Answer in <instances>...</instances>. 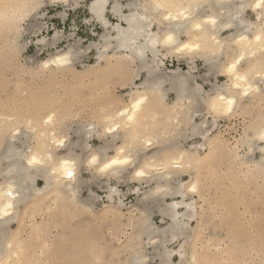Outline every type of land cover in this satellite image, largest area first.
Returning <instances> with one entry per match:
<instances>
[{
    "label": "bare ground",
    "instance_id": "bare-ground-1",
    "mask_svg": "<svg viewBox=\"0 0 264 264\" xmlns=\"http://www.w3.org/2000/svg\"><path fill=\"white\" fill-rule=\"evenodd\" d=\"M46 1L47 0H0V42L2 44V47H0V57H2L3 60L5 59L7 62L18 67V57L21 50V47H18L21 37L18 31L21 23L29 13L38 8L42 2ZM49 1L65 3L68 0ZM255 3L256 0H113V2H111V0H94L90 4L92 17L101 24L104 28V33L100 36V41L98 43L90 45V48L94 46L98 51L97 62L91 66L85 67V69L79 73L80 75L96 73L98 76L100 75V77H111L113 74H116L114 76H116V79L119 81L114 79L122 87H127L129 92L125 95H113L111 90H107L108 96L110 95L111 97H108V103H102L101 107H98V110L93 111L94 120L89 123H84L81 126L79 125L80 127L77 126V129H72L71 127L72 131L69 129L70 126L68 129L64 127L68 126L66 125L68 124L67 122L77 118V114L74 115L75 112L72 113L71 110L78 105L74 108L72 106L74 103L72 104L69 102L72 105H65L68 99H72L73 101L71 97L67 96L68 98L65 103L60 100L64 104L59 103L61 104H58L59 106L55 103V106L59 109H46V111H44V109V113H36V108L34 110L35 112H33L29 107L26 111H24L25 109L23 107V109L21 108L22 110L18 111L19 107H21L20 105L17 106L18 108L15 107L17 110L14 109L13 111L10 110L12 107H8V110H3V107L6 105L0 106V108L2 107V109H0V208H4L8 204L12 205V208L9 209L10 216L0 217V264H44L46 261L47 263L49 262V264H56L54 263V259H57V251L54 249L53 243H50V239L45 237L48 233L50 223H39V226L33 224V230H29L30 233L27 236L23 235L25 230H21L23 227L22 223L24 219L32 215L31 213H33L35 209L38 208L40 210L43 207H47L46 209L48 211L51 210L54 211V213L56 206L58 210L61 209L60 211H64V213L65 210L66 213L68 210L70 212V217L73 216L72 218H76V216L79 217L78 214L82 212H93L95 208L94 202L97 201V196H90L87 199H82L80 197V193L90 187V182L98 183L101 185V191L103 190L108 193L105 196L110 203L105 204V207L101 210L102 215L111 214L116 216V224L120 225L116 227V231L114 230L113 236L111 237L112 240L114 239V242L111 245L102 244L101 246L100 242L98 245L97 239V241L94 240L92 244L90 243L89 247L87 245V249H89L86 250L90 254L87 253L86 256H82L89 258L86 260V264H107L110 261H107L108 258L112 259V262L109 264H137L140 260H144L146 264H150L151 260L157 258L161 260V264H168V262L171 264L174 256H177L179 261L182 260L183 264L258 263L257 254L264 251L263 248H260L264 247V244L262 246L259 242L260 249L257 250V238L260 237L259 240L263 239L262 241H264V238H261L264 230L256 226L258 225V223L255 224L257 218L252 216L254 211L247 210L245 212L247 206L243 204L245 209L244 212L247 215V218L246 216L244 217L245 225L243 221H240V217L242 218L243 215L239 216V214H237V218H239L240 223L229 224L226 221H231V216L229 217V215L232 213L231 211H226L227 207L222 204V199H219V201L223 209L226 208L225 211H222V216L225 218H219L228 224H226V226L223 222L221 223L218 220L215 225H224L226 228L224 233L220 236L226 240L225 246L218 249L219 251L216 250V252L218 251L217 254L214 252V254L202 253L203 249H200L201 254L200 251L198 252V247L196 248L197 242L201 236H203L204 227L211 225V220L209 218L212 216L205 214V218L202 219V214L199 215L201 210L199 209L200 211L198 212V207H202V203L198 206L193 197L194 195H198V197H202V199L206 197L205 193L209 191V188L207 189L202 185L206 177L202 170L207 167L210 172H212L213 169L214 174V168H216V163L214 162L219 159V155L222 156L223 154L225 157L221 158L226 159L228 164L233 163V169L236 168V171H233L234 173L231 172L232 174L230 177L232 180L239 177L240 180L243 179V181H245V184L246 181L247 184H252L251 182L253 181V186L257 184L260 189H264V152L261 151L264 149V141L258 139L261 131H264L263 108H260L262 113L259 111L260 114H258L257 117H253L249 124L244 125L243 134L239 135V139H237L235 144L230 145L228 142L225 144L218 136L211 137V132L217 124L216 122L218 119L229 118L236 114H244L246 116V114H249L248 111L250 112L251 108L262 106L264 102V94L256 93L246 98L238 96L234 111L230 114L214 112L211 111L210 108L211 101L216 99L218 95L233 96L237 93L238 90L231 88L234 77L229 78L225 68L227 64L231 63L235 58H238L241 53L245 55V61L242 62L245 65V69H250L253 73L264 69V53L259 51V45L254 42V36L259 34L261 27L264 26V9H255ZM157 4H162L163 7H157ZM126 10H128V12H126ZM249 10L252 11L255 16H259L260 19L255 21L245 19L246 17H244V15L246 11ZM107 12H110L111 15L117 19V23H113L107 18ZM165 17L168 18L165 19ZM212 21H214V23ZM197 24L200 25L199 28L195 27ZM227 32L228 34L225 35ZM59 36L56 33L51 45H54L58 39L60 40ZM168 36H172L173 41L166 44L164 41ZM241 36L248 37V40L253 41V43L249 44L247 41H240V43H237ZM38 43L42 44L43 48L50 45L46 39ZM184 44H189L192 47L183 48ZM72 45L74 44H71V47L69 45L66 50H56V52L50 54L49 58L46 60L36 65H34V63L27 68L33 70L35 78H37L36 75L44 77L46 73L51 76L60 75L61 73H65V71L68 73L69 70H73L78 60L77 57L80 54V52L77 53ZM197 45L198 47H196ZM252 53H255V55L253 56ZM168 56H175L180 62L185 61L187 65L190 66L188 73L178 74L175 71L170 75L165 74L161 68L165 67V60ZM62 57H66V61L61 60L58 63H54V61ZM199 59L208 69L209 75L223 76L226 78V82L221 85L213 84L207 91L204 85L197 81V76H195L197 69L196 61ZM3 62L4 61H2V63ZM8 66L9 65L6 66V69H8ZM14 69L16 68L14 67ZM15 71L12 73L14 74ZM143 73L145 75L142 80ZM18 75L20 77V74L17 73L16 76ZM73 75L75 76V74ZM19 77H17V79ZM42 77H40V79ZM3 79L4 77H2V81ZM209 79L210 76L204 81H209ZM97 80L99 81V79ZM27 81L30 80L28 79ZM137 81H141L140 84L137 85ZM112 82L113 81H111V83ZM252 82L254 86H258L256 80ZM103 83H101L102 87ZM111 83H109L110 86L113 84ZM16 84L21 85V82H16L15 85ZM57 84H59V81ZM167 84L170 85L169 90L172 92L174 91L173 93L175 94V99L172 101L168 100L167 92L169 91L165 88ZM106 85V88L109 87ZM0 86L3 87L2 84H0ZM7 86L5 83L3 88H7ZM42 86L43 85H41V88ZM17 87H14V89ZM105 87L103 90H105ZM17 89L15 90L18 91ZM49 89L50 88H48L47 91H49ZM52 89L54 90V88ZM80 89L83 90L81 87ZM7 90L9 89L4 90V93ZM23 90H26V87ZM10 91H13L12 88ZM32 91H30L31 95L33 94ZM37 91L35 92L37 93ZM94 91H96V89H94ZM94 91L92 90V92ZM7 92L5 95H9ZM22 92L23 91L16 94L18 95ZM44 93L47 94L45 90ZM30 94L28 96L29 98L31 97ZM40 94L41 93L38 95ZM66 94L67 93H65V96ZM52 95L50 94L51 98L55 97ZM90 95L89 93V96L87 95L86 98L90 97ZM40 96V99L38 98L39 101H41V97H43ZM95 96L96 94L93 97L91 96L92 99L95 98ZM126 96L129 97L127 101L124 99ZM2 97H4V94ZM2 97H0V99ZM34 97L33 101L37 98ZM60 97L58 96L55 99H61ZM77 97L81 100L82 96L80 97L78 95L76 98ZM101 97L103 98L102 95ZM22 98L20 97L21 100ZM63 98L64 94L62 96V99ZM16 99L15 97V102L13 101L14 99L12 100L14 104L18 103ZM59 99L58 102H60ZM138 99H143L144 102L140 108L133 113L132 105H134ZM24 100L26 99L24 98ZM76 100L77 99H75V103ZM44 101L45 103L48 102V100L46 101L45 99ZM93 101L95 100L93 99ZM2 102L0 103L3 104ZM5 102L10 104L7 98ZM20 102L21 104L23 103L22 101ZM79 103L77 102V104ZM33 104L31 103V105ZM46 104L45 107H47ZM53 104L50 103V107H52ZM27 106H25V108ZM34 106L35 105H33V107ZM39 106H41V104ZM125 110H128L129 115L134 116L133 120L129 121L127 116L120 117L118 115L119 112ZM79 112L80 111H78V113ZM49 116L52 117L51 122L45 123ZM210 116L213 117L212 122L208 121ZM198 118L199 120L197 121ZM116 123L120 124V128L112 133H108L106 131L107 127L109 125L115 127ZM72 132L74 135H72ZM93 135L103 142L102 146L97 148L91 147L89 139H91ZM197 137H201L203 139L202 142H204L201 144H195L194 142L189 145V142L195 140ZM61 140L64 141L63 146L60 145ZM149 140L152 142L151 146L147 144ZM121 149H124V151L121 152ZM201 150L205 151V153L202 154ZM34 156L38 163L30 164L29 161ZM93 156L97 157V160L95 163H90ZM125 156L131 158L132 163L130 165L113 166V168L103 173L100 171V168H102L105 163L110 162L112 159L125 158ZM65 161L71 165L75 173L72 179L67 178L62 171H57ZM132 167L133 173L130 175L127 172ZM139 170H144L146 175L137 178L135 172ZM229 170H231V168H229L228 171ZM84 172L90 174V180L83 179ZM210 172L206 173L209 174ZM183 173H190V180L184 182L181 179ZM225 174L223 175L225 176ZM227 176L225 177L226 179L229 178H227ZM40 179L44 181V186L42 188L38 187ZM113 180L117 182L115 185L112 183ZM131 180H136L141 186H148L149 189L143 188L141 191V188L134 187L135 190H138L137 194L140 193L137 205L127 207L124 201L126 193L119 189V185L128 183V181ZM208 182L210 183L209 180ZM230 183L233 187V182L231 181ZM179 184L185 185L184 194L176 195V193L180 191ZM191 184L197 185L198 191L195 194L188 193L186 190L187 186ZM217 185V187H219V184ZM246 187H248V185ZM162 188L167 189L172 195L158 193V189ZM241 188L237 187L238 192L236 193H241ZM239 189L241 190L239 191ZM135 190L134 192L136 193ZM233 190L234 192L236 191L234 187ZM214 191L212 193H214ZM9 192H11L10 196L8 195ZM215 195H217L216 191ZM220 195L224 197V193ZM177 197L181 200H175ZM233 197L234 196H230V198H232L231 201L234 200ZM168 198H171L173 201L171 203L166 202ZM212 198L213 197H211V199ZM227 199L229 200L228 196ZM240 200H242V196ZM243 200L245 199L243 198ZM242 201L239 202L241 205L244 203ZM50 203L55 205L53 206L54 208L52 207L53 210L50 209ZM177 203L179 207L174 208L173 204ZM237 203L234 202L233 204L236 205ZM249 204L248 202V205ZM208 208L210 209V213L213 211L215 214L212 205H209ZM123 209H127L129 213H133V216H130L131 218L128 219L132 223L128 222L124 224L125 228L128 227L132 229V232L130 230L131 233L129 232L130 234L125 241H121V236L126 232L121 228L123 223L120 222V218L125 215ZM217 209H219V207ZM51 211L49 213H52ZM54 213L50 215L53 216ZM59 213L55 215H59ZM68 213L66 217L70 218ZM155 213L162 217V222L168 221L164 227H160L153 221ZM61 219H63V216ZM241 220H243V218ZM258 220H260V218H258ZM90 221H92V219ZM195 221L197 222V226L194 228L192 227V223ZM13 224H17L16 230L13 229ZM243 226L245 229L250 226L253 227H251L253 229L252 232L247 230L251 232V236L245 238ZM255 234L257 237H255ZM37 235L38 240H33L36 239ZM49 235L47 237H50ZM30 236H35L32 239V241H36L34 242L35 245L30 241ZM210 236L211 242L212 240L216 241L217 238L215 239L214 237L216 235ZM88 238L85 237L86 240L84 241L88 242ZM39 240L40 243L38 242ZM112 240L110 242H112ZM178 242L179 246L177 249L169 248L171 245ZM73 244H75V241ZM9 245H11V247H9ZM207 245L209 249L214 246L212 243ZM208 246L205 247L207 250H209ZM188 247L191 248V254H188ZM215 247L216 246L213 248ZM261 249L262 251H260ZM83 251H85L84 247L82 250L75 247V252L71 254V260L76 262L81 260L79 257H81V254H84L82 253ZM254 252L257 254H254ZM262 254L264 255V252ZM39 256L42 257L38 258ZM37 258L38 260H36ZM261 259L263 260L264 257ZM179 261L177 264H179ZM262 262L264 264V261ZM262 262L260 261V263Z\"/></svg>",
    "mask_w": 264,
    "mask_h": 264
},
{
    "label": "rangeland",
    "instance_id": "rangeland-1",
    "mask_svg": "<svg viewBox=\"0 0 264 264\" xmlns=\"http://www.w3.org/2000/svg\"><path fill=\"white\" fill-rule=\"evenodd\" d=\"M49 0H47L46 2H42L41 3V5L38 7V8H36L33 12H31V13H29L28 14V16H26V18L22 21V23H21V26H20V29H19V31H18V33H19V35L21 34V37H20V40H19V46L18 47H21V50H20V53H19V57H18V67H16V66H14V65H12V63H10V62H7L5 59L3 60V58L2 57H0L1 59H0V80L2 81V77H4V79H7V80H4L3 79V81L1 82L0 81V84H2V86L4 87V85H5V83H6V86H7V88L6 89H9V90H7L6 92L7 93H9V95L10 96H12V97H10L9 95H5L6 94V92L4 93V90H6L5 88H3V87H1L0 89H1V91H0V97H2L3 96V94H4V97H2L1 99H2V101H1V99H0V102H2L3 104H1L0 103V106H5V107H3L4 109L3 110H8V107L9 108H11L12 107V109H10L11 111H13L14 109H16L15 107H17V106H21V107H19V109H18V111H20V110H22L23 108L25 109L24 111H26V109H28V107H29V109L31 110V111H33V112H35L34 110H35V108H36V113L37 112H41V113H44V111H46V109H48V110H52L53 108L54 109H59L58 107H56L55 106V103L58 105L59 103H63L62 101H64V103L67 101L66 99L68 98V97H71V98H73V101H72V99L70 100V99H68V101L66 102L67 104H65V105H72L73 103V108L74 107H76V105H78L76 108H74V109H72L71 111H72V113H74V115L75 114H77V118H75L73 121H69V122H67L68 124H66V125H68V126H64V127H66L67 129L69 128V126H70V130L72 131V129H74V128H78V127H80L81 125H83L84 123H89V122H92L93 120H94V115L92 114L93 113V111H96V110H98V107H101V105H102V103L104 104V103H108V99L111 97L110 95L108 96V92H107V90H111L112 91V94L113 95H125L127 92H129V89H127V87H122L117 81H119V80H117L116 79V76H114V75H116V74H113V76H111L112 77V79H111V77H109V76H103V77H100V75L98 76V74H92V73H90V74H81L80 75V73L85 69V67H88V66H91L92 64H95L96 62H97V53H98V51H97V49H96V47H94V46H92L91 48H90V45H92L93 43H98L99 41H100V36L104 33V28L101 26V24L100 23H98V21L97 20H95L92 16V14H91V12H90V4L94 1V0H68L67 2H60L59 3V1H49ZM141 1H144V0H141ZM48 2V3H47ZM71 2V3H70ZM111 2H113V0H111ZM50 3V4H49ZM126 12H128V10H126ZM248 14V15H247ZM106 16H107V18L108 19H110V21L111 22H113V23H117V19L113 16V15H111V13L110 12H107L106 13ZM244 17H246L245 19H247V20H250V21H255V20H257V16H255V14L252 12V11H246V13H245V15H244ZM39 26H41V27H39ZM41 28V29H40ZM39 31V32H38ZM56 33H57V35L59 36V38H60V40L58 39L56 42H55V44L54 45H51V43L54 41V36L56 35ZM228 34V32L227 33H225V35H227ZM62 37V38H61ZM43 39H46L47 41H48V43H50V45L49 46H46L45 48H43V45L42 44H40V43H38V42H40L41 40H43ZM1 40V39H0ZM71 44H74V45H72V46H74V49L77 51V53L78 52H80V54H79V56L77 57V62H76V64H75V66H74V68H73V70H69L68 71V73H66V71H65V73H61L60 75L58 74V75H54V76H51V75H48L47 73L44 75V77H42V76H38V75H36V77L37 78H35V74L33 75V70H31V69H29V68H27V67H29L30 65H32V64H34V65H36V64H39L41 61H44V60H46L47 58H49V55L50 54H52V53H55L56 52V50H58V51H60V50H66V49H68V47H69V45H70V47H71ZM0 47H2V44H1V42H0ZM43 48V49H42ZM90 48V49H89ZM0 50H1V48H0ZM2 61H4L3 63H2ZM8 63H10V64H8ZM5 64H7V65H9L8 66V69H6V66L7 65H5ZM196 65H197V69H196V75L195 76H197V81L200 83V84H202V85H204V88L208 91L210 88H211V86L213 85V84H216V85H221V84H223V83H225L226 82V78L225 77H223V76H220V75H217V76H213V75H209V72H208V69L204 66V63L199 59V60H197L196 61ZM13 66V67H12ZM3 67V68H2ZM14 67L16 68V69H14ZM19 67H21V68H19ZM11 68H13V69H11ZM19 68V69H18ZM18 69V70H17ZM162 69V71L165 73V74H172L173 72H177L178 74H186V73H188V71L190 70V66H188L187 65V63L185 62V61H182V62H180V61H178L177 60V58L175 57V56H168L167 58H166V60H165V67H162L161 68ZM12 70V71H11ZM16 70V71H15ZM5 71H6V73H5ZM8 71H10V72H8ZM13 71H15L14 72V74L12 73ZM18 71V72H17ZM28 71V72H27ZM32 73H31V72ZM71 71V72H70ZM73 71V72H72ZM3 72V73H2ZM23 72V73H22ZM27 72V73H26ZM76 72H77V74H76ZM80 72V73H79ZM8 73V74H7ZM20 74V77H19V75L18 76H16V74ZM30 73V74H29ZM4 74H7V75H4ZM73 74H75V76L73 75ZM4 75V76H3ZM11 75V76H10ZM33 75V76H32ZM48 75V76H47ZM77 75V76H76ZM78 75H80V76H78ZM112 75V74H111ZM144 73H143V75H142V80L144 79ZM201 75V76H200ZM210 76V79H209V81H204L205 79H207L209 76ZM13 76H15V77H13ZM95 76V77H94ZM8 77V78H7ZM17 77H19L18 79H17ZM40 77H42L41 79H40ZM47 77V78H46ZM33 78V79H32ZM35 78V79H34ZM44 78V79H43ZM46 78V79H45ZM53 78V79H52ZM109 78V79H108ZM117 80H115V79ZM33 80V81H27V80ZM97 79H99V81L97 80ZM101 79V80H100ZM114 79V80H113ZM11 82H10V81ZM43 80V81H42ZM109 80H111V81H116V82H112L111 83V81H109ZM6 81V82H5ZM9 83H8V82ZM43 83H42V82ZM57 81V82H56ZM58 81H59V84H57L58 83ZM98 81V82H97ZM5 82V83H4ZM16 82H21V85L20 84H16L15 85V83ZM35 82V83H34ZM100 82V83H99ZM104 82V83H103ZM140 82L141 81H137L136 83H137V85L138 84H140ZM14 83V84H13ZM25 83H27V84H24ZM101 83H103V87H102V85H101ZM106 83H107V85L109 86V87H105V85H106ZM109 83H111L112 84V86H113V88H112V86H110L109 85ZM116 83V84H115ZM28 84H30V85H28ZM117 84H119V85H117ZM14 85V86H13ZM33 85V86H32ZM35 85V86H34ZM40 86V88H39V86ZM41 85H43L42 86V88H41ZM46 85V86H45ZM106 85V86H107ZM19 88H18V87ZM30 86V87H29ZM75 86V87H74ZM85 86V87H84ZM90 86V87H89ZM98 86H99V89H98ZM102 87V89H101V87ZM10 87V88H9ZM14 87H17V88H15V89H17L18 91H16L15 89H14ZM26 87V90H23L24 88ZM27 87H29V88H27ZM34 87V88H33ZM47 87V88H46ZM60 87V88H59ZM63 87V88H62ZM67 87V88H66ZM72 87V88H71ZM80 87L81 88H83V90L82 89H80ZM96 87V88H95ZM105 87V90H103V88ZM11 88H12V92L10 91L11 90ZM31 88V89H30ZM38 89V91H37V89ZM48 88H50L49 89V91H47L48 90ZM52 88H54V90L52 89ZM77 88V89H76ZM86 88V89H85ZM166 89H168V91L169 92H167V94H168V100L169 101H172V100H174L175 99V94L171 91V90H169L170 89V85L169 84H167V86L165 87ZM22 89V90H21ZM28 89V90H27ZM41 89H42V91H41ZM61 89H63V90H61ZM65 89V90H64ZM74 89V90H73ZM94 91V89H96V91H94V92H92V90ZM3 90V91H2ZM33 90V91H32ZM44 90H45V92L47 93V94H45L44 93ZM53 91V92H51V91ZM69 90V91H68ZM87 90H88V93H87ZM21 91H23L21 94L22 95H25V96H22L20 93V96H19V94L17 95L16 93H18V92H21ZM29 91V92H28ZM30 91H32V95L30 94L31 92ZM35 91H37V93L39 94V93H41L40 95L41 96H43V97H41L40 95H38ZM62 93H60V92ZM76 91V92H75ZM78 91V92H77ZM83 91H84V93H83ZM85 91H86V93H85ZM101 91H102V93H101ZM2 92V93H1ZM35 92V93H34ZM97 92V93H96ZM105 92V93H104ZM107 92V93H106ZM25 93H27V94H25ZM43 93H44V95H43ZM65 93H67L66 94V96H65ZM73 93H74V95H73ZM89 93L91 94L90 95V97L92 96H94L95 94H96V96H95V98H93L95 101H93V99H92V97H91V99H90V97H88V98H86V96L88 95L89 96ZM95 93V94H94ZM13 94V95H12ZM15 94V95H14ZM29 94L31 95V97L29 98L28 96H29ZM50 94L52 95H54L55 97H53V98H51V96H50ZM63 96V94H64V98L62 99V96ZM71 94V95H70ZM77 94V95H76ZM85 94H87V95H85ZM94 94V95H93ZM97 94H100V95H97ZM104 94V95H103ZM107 94V95H106ZM36 95V96H35ZM52 95V96H53ZM57 95V96H56ZM82 96L81 97V100H80V98L79 97H77L76 98V96ZM85 95V96H84ZM101 95L103 96V98L101 97ZM17 98L16 100V102H18V103H15V104H17V105H15L14 104V102H15V97ZM35 96V97H34ZM39 96L41 97V101H39L38 100V98H39ZM47 96V97H46ZM60 97L61 99H59V101L60 100H62V101H60V102H58V99H55L56 97ZM68 96V97H67ZM73 96V97H72ZM7 98V101L10 103V104H8L7 102H5L6 101V98ZM14 97V98H13ZM19 97V98H18ZM20 97L22 98V100L20 99ZM33 97L34 98H36L37 99V101H36V99H35V101H33L34 99H33ZM99 97V98H98ZM100 97H101V99H100ZM109 97V98H108ZM128 96H126V97H124V99L127 101L128 99H129V97L127 98ZM14 100H13V99ZM24 98L26 99V100H24ZM47 98V99H46ZM51 98V99H50ZM10 99V100H9ZM28 99V100H27ZM30 99V100H29ZM32 99V100H31ZM40 99V98H39ZM44 99L47 101L48 100V102H46V103H48V104H46L45 103V101H44ZM75 99H77L76 100V103H75ZM79 99V100H78ZM97 99V100H96ZM99 99V100H98ZM5 100V101H4ZM14 102H13V101ZM49 100H50V102H49ZM56 100V101H55ZM70 100V101H69ZM84 100V101H83ZM20 101H22L23 103L21 104V102ZM29 101V102H28ZM53 101V102H52ZM83 101V102H82ZM92 101V102H91ZM101 103H100V102ZM102 101H104V102H102ZM20 102V103H19ZM24 102H25V104H24ZM33 104L34 102V104L33 105H35L34 107H33V105H31V103ZM37 102H38V104H37ZM41 102V103H40ZM46 104V106L47 107H45V104ZM69 102H71V103H69ZM77 102L79 103V102H81V103H84V104H81V103H79V104H77ZM11 103H12V105H11ZM31 105H29V104ZM41 104V106H39L40 104ZM42 103H43V105H44V107H43V105H42ZM50 103H54L53 105H52V107H50ZM63 103V104H64ZM27 104H28V106H27ZM61 104H59V105H61ZM90 104V105H89ZM9 105V106H8ZM11 105V106H10ZM37 105V106H36ZM49 105V106H48ZM58 105V106H59ZM100 105V106H99ZM25 106H27L26 108H25ZM94 106V107H93ZM14 107V108H13ZM23 107V108H22ZM32 107V108H31ZM49 107V108H48ZM6 108V109H5ZM18 108V107H17ZM22 108V109H21ZM51 108V109H50ZM83 108V109H82ZM94 108V109H93ZM263 108V112H264V102L262 103V106H258L257 108L256 107H254V108H251V110H250V112L248 111V113L249 114H246V116L243 114V115H241V114H236V115H234V116H232V117H229V118H223V119H218V121L216 122L217 124L215 125V127H214V129L212 130V132H211V137H213V136H218V137H220V140H222V141H224L225 142V144H226V142H228L230 145H232V144H235L236 143V141H237V139H239V135H241V134H243V129H244V125L245 124H249L250 123V121L252 120V118L253 117H257V115L258 114H260V113H262V111H261V109ZM0 109H2V107L0 108ZM40 109V110H39ZM42 109V110H41ZM45 109V110H44ZM82 109V110H81ZM2 110V111H3ZM9 110V111H10ZM17 110V109H16ZM15 110V111H16ZM38 110V111H37ZM44 110V111H43ZM80 111L79 113H78V111ZM92 110V111H91ZM253 110V111H252ZM259 111H261L260 113H259ZM17 112V111H16ZM253 112V113H252ZM254 112H256V113H254ZM91 115H90V114ZM251 114V115H250ZM88 115V116H87ZM249 115V116H248ZM90 116V117H89ZM246 118V119H245ZM199 120V118L197 119V121ZM208 121L209 122H212L213 121V117H211L210 116V118H208ZM71 122V123H70ZM70 123V124H69ZM72 125V126H71ZM80 125V126H79ZM78 126V127H77ZM71 127H72V129H71ZM72 135H74L73 134V132H72ZM202 138L201 137H197V138H195V140H193V141H190L189 142V145H191L192 143H194L195 142V144H201V143H203L202 142ZM89 143H90V145H91V147H93V148H97V147H100V146H102L103 145V142L101 141V140H99L95 135H93L92 137H91V139H89ZM227 143V144H228ZM149 152H151V151H149ZM201 153L202 154H204L205 153V151H203V150H201ZM221 157H225L224 156V154L221 156V155H219V159L218 160H215V162L214 163H216V168H214V174H213V169H212V172H210V170H208L207 169V167L205 168V169H203L202 170V172L205 174V176L207 177H205L204 179H205V182L202 184V185H204L207 189L209 188V191L207 192V193H205V196L206 197H204V199H202V197H198V195H194L193 197H194V199L196 200V202H197V205L199 206V204H201L202 205V207H198V212H199V215L200 214H202L201 215V217H202V219L203 218H205V214H208L209 216H212V217H208L210 220H211V222H210V224L211 225H207L206 227H204V229H203V236H201V238L199 239V241L197 242V245H196V248H197V250H198V252L200 251V249H203L202 250V253H211V254H217L218 253V249H221V248H223V246H225V243H226V240L224 239V238H222V237H220L223 233H224V231H225V227H224V225H215V223H217L216 221H218L219 220V222H223L222 220H220V218L221 219H224L225 217L224 216H222V211L224 210L225 211V209L226 208H224L223 209V206H221L220 204H221V202H222V204L225 206V207H227V209H226V211H231V215H229V217L231 218V221L229 220V221H226V222H228L229 224H237V223H240L239 222V218H237L238 216H237V214H239V216L241 215H243V220H241L242 218L240 217V221H243V224L245 225V221H244V217L246 216V218H247V215L245 214V212L248 210V211H254V214L252 215V214H250V215H252V216H254L255 218H257V220H256V222H255V224H257L258 223V225H256V226H258L260 229H262L263 228V230H264V189L262 190V189H260L259 187H258V185L256 184V185H254L253 186V181L251 182L252 184H250V183H248L247 184V181H246V184L244 183L245 181H243V179L242 180H240V178L238 177V176H235V177H238V178H236L237 180H238V182H237V180L236 179H234V180H232V178L230 177L231 176V174L232 173H234L233 171H236V168H234L233 169V167H234V165H233V163H229L228 164V161L226 160V159H222ZM220 160H222V161H220ZM224 160V161H223ZM219 161V162H218ZM226 161V162H225ZM221 162V163H220ZM219 163V164H218ZM225 163V164H224ZM228 166H227V165ZM225 165V166H224ZM230 165H233V166H230ZM229 168H231V170H229L228 171V169ZM218 169H219V171H218ZM206 170V171H205ZM225 171V172H224ZM226 171H228V172H226ZM208 172H210L209 174H207ZM216 172V173H215ZM232 172V173H231ZM128 174H132L133 173V167L132 168H130L129 170H128V172H127ZM220 173V174H219ZM226 173V174H225ZM186 174V175H185ZM207 174V175H206ZM219 174V175H218ZM223 174H225V176L223 175ZM227 174H228V176H227ZM189 175H190V173H183L181 176H182V180L184 181V182H187L188 180H190V178H189ZM215 175H218V176H215ZM222 175V176H221ZM227 176V178L228 179H226L225 177ZM209 177H210V179H209ZM218 177V178H217ZM222 177H224V178H222ZM211 178H212V181H213V185H212V181H211ZM214 178V179H213ZM216 178H217V180H216ZM242 178H244V177H242ZM83 179H85V180H90V174L89 173H85L84 172V174H83ZM206 179H208L209 181H210V183L208 182V180H206ZM219 179V180H218ZM221 179V180H220ZM224 179V180H223ZM230 180V181H229ZM233 182L232 184H234L233 185V187L236 189V191L234 192V190H233V187H232V185H231V183L230 182ZM215 182V183H214ZM217 182V183H216ZM222 182V183H221ZM229 182V183H228ZM112 183H113V185H115V183H117L116 181H112ZM226 183V184H225ZM236 183H237V185H236ZM92 184V185H91ZM127 184H129V185H127ZM217 184H219V187H217L218 185ZM222 184H224V185H222ZM229 184V185H228ZM254 184H255V182H254ZM210 185H212V186H210ZM244 185V186H243ZM248 185V187H246V186ZM250 185H252V186H250ZM44 186V181L42 180V179H40L39 180V182H38V187H40V188H42ZM216 186V187H215ZM222 186H223V188H222ZM243 187V188H241V187ZM100 187H101V185H99L98 183L96 184V183H91L90 182V187L88 188V189H85V190H83L81 193H80V197L82 198V199H87L88 197H90V196H94V197H96L97 196V201H95L94 202V206H95V208H94V210H93V212H82V213H80V214H78V216L79 217H77L76 216V218H75V220H74V218H72V217H70V212L67 210V213H68V215H69V217L70 218H67L66 217V215H67V213H66V210L64 209V208H62V209H64L65 210V213H64V211H60L61 209H59L58 210V208H57V206H56V209H55V213H54V211H51V210H47L46 208L47 207H43V208H41L40 210L37 208V209H35V211L33 212V213H31L32 215H30L29 217H27L26 219H24V221H23V223H22V225H23V227H22V229L21 230H25L24 232H23V235L24 236H27L30 232H29V230L30 231H32L33 229H32V227H34L33 226V224L34 225H40V224H44V223H50L49 224V228H48V233L46 234V238H48V239H50V243H53V247H54V249H56V253H57V255H56V257H57V259L55 258L54 260V263H56V264H62V263H64V264H75V263H77V264H86V260L87 259H89V258H87V257H82V256H86L87 255V253H88V249H87V245H88V247L90 246V243L92 244V242L95 240V241H97V244L99 245V242L101 243V246H102V244L104 245H106V244H112L113 242H114V239L112 240L111 239V237L113 236V233H114V230L116 231V227L118 226V225H120V224H116V220H117V218H116V216H114V215H107V214H105V215H102V213H101V210H103V208L105 207V204H108V203H110L109 201H108V199L106 198V196L105 195H107L108 193L106 192V191H101V189H100ZM134 187H136V188H141V191L143 190V188L144 189H149V187L148 186H145V185H142L141 186V184L138 182V181H136V180H131V181H128V183H122V184H120L119 185V189L120 190H122L123 192H125L126 193V196H125V203H126V206L127 207H130V206H136L137 205V200H138V198H139V195H140V193L139 194H137V192H138V190L136 189L135 190V188ZM217 189H215V188ZM221 187V188H220ZM225 187V188H224ZM237 187L238 188H241L242 189V192L240 193H236V192H238V189H237ZM100 190H99V189ZM220 188V189H219ZM229 188V189H228ZM224 189H228V190H224ZM241 189H239V191L241 190ZM246 189H248V190H246ZM132 190H133V192H132ZM134 190L136 191V193L134 192ZM216 191V194L217 195H215V191ZM214 191V193H212ZM218 191V192H217ZM225 191V192H224ZM246 191H247V193H246ZM250 191V192H249ZM140 192V191H139ZM221 192V193H220ZM233 194H232V193ZM223 193H224V195H223ZM235 193V194H234ZM253 193V194H252ZM128 194V195H127ZM220 194H222L224 197H222ZM229 194V195H228ZM96 195V196H95ZM211 195H213V196H211ZM215 195V196H214ZM219 195V196H218ZM236 195V196H235ZM237 195H238V197H237ZM256 195V196H255ZM99 196V197H98ZM216 196H218V197H216ZM227 196H228V198H229V200L227 199ZM230 196L232 197V196H234L233 198H234V202H238L236 205L235 204H233L234 202L233 201H231L232 200V198H230ZM239 196H240V198H239ZM241 196H242V200H243V198L245 199V200H240L241 199ZM211 197H213L212 199H211ZM221 197V198H220ZM238 198V199H237ZM219 199L221 200L222 199V201L220 202L219 201ZM223 199H224V201H223ZM247 199V200H246ZM175 200H181L180 198H175ZM189 200V199H188ZM236 200V201H235ZM173 200L171 199V198H168L167 200H166V202H172ZM202 201V202H201ZM205 201V202H204ZM218 201V202H217ZM226 201V202H225ZM231 201V202H230ZM240 201H242V202H244V203H242V205H241V203H239ZM209 202H210V204H209ZM229 202H230V204H229ZM248 202L250 203L249 205H248ZM215 203H217V204H214ZM226 203V204H225ZM245 206H247V208H246V210L244 209V205ZM49 205H51L50 206V209H52L53 210V206H55L53 203H50ZM205 205H206V208H205ZM209 205H212V207L214 208V210H215V214L213 213V211H211V213H210V209L208 208L209 207ZM214 205V206H213ZM217 205V206H216ZM230 205V206H229ZM235 205V206H234ZM239 205H241V206H239ZM232 206V207H231ZM238 206V207H237ZM53 207V208H52ZM219 207V209H217V208ZM221 207V208H220ZM237 207V208H236ZM204 208V209H203ZM230 208V209H229ZM241 210H240V209ZM200 209V210H199ZM203 209V210H202ZM229 209V210H228ZM244 210H245V212H244ZM52 212V213H54V215L53 216H51L52 215V213H49V212ZM240 211H243V212H240ZM60 212V213H59ZM44 213H46V214H44ZM59 213V215H55V214H58ZM62 213V214H61ZM64 213V214H63ZM85 213V214H84ZM101 213V214H100ZM123 213L125 214L124 215V217H122V218H120V222H122L123 224L121 225V228H123L124 229V231H126L125 232V236L124 235H122L121 236V241H125V239L127 238V236L132 232V229L131 228H125V225L124 224H127L128 222H130L128 219L129 218H131L133 215V213H129V211L127 210V209H123ZM210 213V214H209ZM212 213H213V215L215 216V218H214V216L212 215ZM242 213V214H241ZM257 213V214H256ZM51 214V215H50ZM93 214V215H92ZM71 215H73V214H71ZM32 216V217H31ZM48 216V217H47ZM63 216V219H61V217ZM104 216H106V217H104ZM108 216V217H107ZM131 216V217H130ZM204 216V217H203ZM252 216H251V218H252ZM258 216H260V217H258ZM263 216V217H262ZM36 217V218H35ZM51 217V218H50ZM64 217H66V218H64ZM113 217H115V218H113ZM220 217V218H219ZM224 217V218H223ZM228 217V218H229ZM233 217V218H232ZM262 217V218H261ZM60 218V219H59ZM86 218V219H85ZM112 218V219H111ZM219 218V219H218ZM258 218H260V220H258ZM52 219V220H51ZM66 219V220H65ZM73 219V220H72ZM92 219V221H90ZM198 219H199V217H198ZM235 219H236V221H235ZM97 220V221H96ZM105 220H106V222H105ZM226 220V219H225ZM224 220V221H225ZM238 220V221H237ZM50 221V222H49ZM66 221V222H65ZM153 221H155L160 227H164L165 226V224H167L168 223V221L166 220L165 222H162V217L160 216V215H158L157 213H155L154 214V216H153ZM65 222V223H64ZM104 222V223H103ZM226 222H223L225 225L226 224H228V223H226ZM263 222V223H262ZM40 223V224H39ZM67 223V224H66ZM85 223V224H84ZM91 223V224H90ZM130 223H132V222H130ZM220 223V224H221ZM63 224V225H62ZM253 224V223H252ZM14 225V226H13ZM12 225V227H13V229L14 230H16L17 229V224H13ZM89 225V226H88ZM197 226V222L195 221V222H193L192 223V227H196ZM227 226V225H226ZM253 226V225H252ZM252 226H250V227H247V229H245L244 228V226L242 227V228H244V236H245V238H247L248 236H251L250 234H251V232L253 231V227ZM96 227V228H95ZM213 227H214V229H213ZM252 227V228H251ZM31 228V229H30ZM120 228V229H121ZM250 228V229H249ZM63 229V230H62ZM90 229V230H89ZM127 229V230H126ZM62 230V231H61ZM73 230V231H72ZM80 230H81V232H80ZM85 230V231H84ZM130 230H131V232H130ZM213 230V231H212ZM246 230V231H245ZM247 230H250V231H247ZM65 231V232H64ZM227 231V230H226ZM81 234H80V233ZM86 232V233H85ZM130 232V233H129ZM32 233V232H31ZM51 233V234H50ZM62 235H61V234ZM79 233V234H78ZM85 234V236H84V234ZM91 233V234H90ZM213 233V234H212ZM33 234V233H32ZM50 234V235H49ZM88 234H90V235H88ZM112 234V235H111ZM249 234V235H248ZM261 234H262V232H261ZM34 235V234H33ZM50 236V237H47V236ZM83 235V236H82ZM103 235V236H102ZM210 235H216V236H214L215 237V239H216V241L215 240H212V242H211V236ZM256 235V234H255ZM63 237V238H61V237ZM81 236V237H80ZM92 236V237H91ZM35 237V236H34ZM34 237H32V236H30V238H31V242L33 243V245H35L34 244V242H36L38 239V235L36 236V239H33ZM85 237L86 238H88V242L86 241H84V240H86L85 239ZM94 237V238H93ZM104 237V238H103ZM255 237H257V235L255 236ZM259 237V236H258ZM61 238V239H60ZM99 238V239H98ZM114 238V237H113ZM260 238V237H259ZM259 238H257V240H258V242H257V245H256V249L257 250H259L260 248H263V250H264V247H260L259 245L261 244L262 246H263V244H264V241H262L263 239H260L259 240ZM261 238H264V232H263V234L261 235ZM32 239L33 240H36V241H32ZM40 239V238H39ZM64 239V240H63ZM76 239H78V240H76ZM81 239V240H80ZM82 239H83V241H82ZM91 239V240H90ZM97 239V240H96ZM105 239V240H104ZM112 240V242H110L111 240ZM103 240V241H102ZM223 240V241H222ZM256 240V241H257ZM74 241H75V244H73L74 243ZM106 241H108V242H106ZM220 241V242H219ZM261 241H262V243H261ZM39 243H40V240L38 241ZM63 242V243H62ZM78 242V243H77ZM224 242V243H223ZM260 242V244H258ZM31 243V244H32ZM87 243H89V244H87ZM214 244V246H216L215 248H213L212 246H210V247H212V248H210L209 249V246L207 245V244ZM221 243V244H220ZM220 245V246H218V245ZM74 245H76V246H74ZM81 245V246H80ZM222 245V246H221ZM74 246V247H73ZM173 246V247H172ZM175 246V247H174ZM179 246V242L178 243H175L174 245H171L169 248L170 249H177V247ZM204 246V247H203ZM206 246H208V249L209 250H207L205 247ZM73 247V248H72ZM75 247L77 248H80L81 250L83 249V247H84V249H85V251H83L82 253H84V254H81L80 256L81 257H79L81 260H78L77 262L76 261H72L71 260V254H73L74 252H75ZM260 247V248H259ZM74 249V250H73ZM87 249V250H86ZM204 249H205V251H204ZM212 249V250H211ZM190 250H191V248L190 247H188V254H191L190 253ZM216 250H218L217 252H216ZM60 251V252H59ZM208 251H210V252H208ZM260 251H262V249L260 250ZM66 252V253H65ZM71 252V253H70ZM214 252V253H213ZM264 251H262V253H263ZM256 252H254V254H255ZM258 253H259V251H258ZM262 253H259V254H257L258 255V257H257V255H256V257H257V264H263V262L262 261H264V259L262 260L261 258H263L264 257V255L262 254ZM88 254H90V253H88ZM200 254H201V251H200ZM69 255V256H68ZM263 255V256H262ZM42 257V256H41ZM40 256L38 257V258H41ZM38 258L36 259V260H38ZM84 258V259H83ZM116 258H117V255H116ZM261 259V260H260ZM35 260V259H34ZM35 260V261H36ZM43 260H44V258H43ZM47 260V259H46ZM110 260V261H109ZM34 261V262H35ZM57 261V262H56ZM89 261V260H88ZM107 261H109V263H111L112 262V259L111 258H108V260ZM172 261H175L176 262V264L178 263V261H179V258L177 257V256H174V258H173V260ZM260 261L262 262V263H260ZM75 262V263H74ZM79 262V263H78ZM80 262H82V263H80ZM161 262V260L160 259H154V260H151V262H150V264H161L160 263ZM109 263H107V264H109ZM44 264H49V262L47 263V261H46V263L44 262Z\"/></svg>",
    "mask_w": 264,
    "mask_h": 264
},
{
    "label": "snow or ice",
    "instance_id": "snow-or-ice-1",
    "mask_svg": "<svg viewBox=\"0 0 264 264\" xmlns=\"http://www.w3.org/2000/svg\"><path fill=\"white\" fill-rule=\"evenodd\" d=\"M157 7H163L162 4H157ZM255 9H264V0H256V3L254 5ZM168 17H165L167 19ZM257 19H260L258 16ZM214 23V21H212ZM196 28H199L200 25H195ZM173 41L172 36H168L166 40L164 41L166 44L171 43ZM240 41H247L249 44L253 43V41H249L248 37L241 36L240 40L237 41V43H240ZM254 42L259 45V51L261 53H264V26L261 27L259 34L254 36ZM189 44H184L183 48H190ZM198 47V45L196 46ZM254 56L255 53H252ZM66 57L59 58L58 60L54 61V63H58L61 60L66 61ZM245 61V55L241 53L238 58H235L231 63L227 64L225 71L229 78L234 77V81L231 83V88L238 90L237 93L233 96H225V95H218L216 99L211 101V111L214 112H222L224 114H230L234 111V106L237 104V97L246 98L249 97L252 94H264V69L261 71L253 73L250 69H245V65L242 63ZM47 66V65H45ZM251 77V79H250ZM253 80H256L258 83V86L253 85ZM246 85V86H245ZM144 102L143 99L136 100L135 104L132 105V111L133 113L140 108L142 103ZM120 117L127 116V119L129 121L133 120L134 116L128 114V110L121 111L118 114ZM52 120V117L49 116L48 119L45 121V123H50ZM120 128V124L116 123L115 127L112 125H109L106 129L108 133H112ZM258 139L260 141H264V131H261L260 135L258 136ZM64 141H60V145L63 146ZM151 140L147 141V144L151 146ZM124 149H121V152H123ZM264 152V149L261 150ZM97 160V157L93 156L90 163H95ZM30 164H36L38 163L36 157L34 156L30 161ZM132 163V160L130 157L125 156V158H118V159H112L110 162L105 163L102 168H100V171L103 173L108 169L113 168V166H127ZM179 166V165H177ZM57 171H62L63 174L69 178L72 179L75 175L74 171L72 170L71 165L65 161L61 165ZM146 175V172L144 170H139L135 172V176L137 178L144 177ZM180 191L176 193V195L184 194L185 185L179 184ZM187 192L195 194L198 191L196 184H191L190 186H187ZM158 193H163L164 195H172L167 189H158ZM8 195H11V192L8 193ZM173 207H179V204H173ZM12 208L11 204L6 205L4 208H0V217H7L10 216L9 209ZM11 247V245H9ZM137 264H146L144 260H140L137 262ZM169 264V262H168ZM171 264H176L175 261H172ZM179 264H183V261H179Z\"/></svg>",
    "mask_w": 264,
    "mask_h": 264
}]
</instances>
